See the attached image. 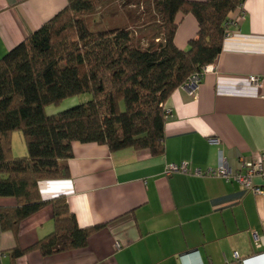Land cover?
I'll return each instance as SVG.
<instances>
[{
    "label": "crops",
    "instance_id": "0c3cea01",
    "mask_svg": "<svg viewBox=\"0 0 264 264\" xmlns=\"http://www.w3.org/2000/svg\"><path fill=\"white\" fill-rule=\"evenodd\" d=\"M67 3L0 0V59ZM243 9L245 19L230 27L223 51L196 89L183 85L165 103L172 114L166 117L164 153L73 141L70 175L39 181L47 204L21 222L17 235L1 233L0 264H264V193L221 177L165 174L167 164L183 161L192 168L215 167L219 147L234 171L264 151V91L251 82V76L264 78V0H245ZM195 18L183 12L175 18L174 44L182 50L197 36ZM83 97L70 98L61 110ZM17 133L13 154L27 155ZM212 136L222 144H211ZM255 183L264 187L259 176ZM62 195L79 226L102 227L83 248L51 255L32 250L13 258L14 248H27L54 231L49 202ZM17 205L14 197H0V207Z\"/></svg>",
    "mask_w": 264,
    "mask_h": 264
},
{
    "label": "trees",
    "instance_id": "16d2710c",
    "mask_svg": "<svg viewBox=\"0 0 264 264\" xmlns=\"http://www.w3.org/2000/svg\"><path fill=\"white\" fill-rule=\"evenodd\" d=\"M67 1L0 59V197L18 202L0 207V236L17 235L21 222L47 204L39 181L70 175L73 141L164 153L165 103L215 63L229 16L245 0H148L149 8L143 0L129 2L135 8L124 14L125 22L99 30L91 29L90 16L106 0ZM180 12L193 14L199 25L188 50L174 44ZM85 94L91 98L61 110L67 100ZM49 107L60 109L48 114ZM16 131L23 133L26 156L13 154ZM49 203L54 231L27 248H14L13 258L32 250L51 255L83 248L102 227L79 226L63 195Z\"/></svg>",
    "mask_w": 264,
    "mask_h": 264
},
{
    "label": "built area",
    "instance_id": "2783aa9c",
    "mask_svg": "<svg viewBox=\"0 0 264 264\" xmlns=\"http://www.w3.org/2000/svg\"><path fill=\"white\" fill-rule=\"evenodd\" d=\"M246 12L243 9V6L237 9V13L229 21V27H237L243 19H245ZM211 67L205 66L201 72L194 74L186 86L191 90L190 92L196 89V86L201 81L200 78L203 77V74L208 71ZM251 82L259 88V90L264 91V78L258 76H251ZM264 96V94H263ZM166 117H169L172 114V110L165 107ZM211 144L220 146L222 144L221 137L212 136L209 139ZM222 147L218 148V162L217 165L212 168L202 169L200 167L192 168L190 163L183 161L180 163H170L166 165L165 174L171 175L173 173H183L190 174L195 176H212V177H221L227 181H233L241 185L242 188H245L255 194H263L264 187L257 185L255 183V178L257 176L261 177L264 180V151L259 153L253 159H243L242 168L240 171H234L232 167L228 164V159L223 152Z\"/></svg>",
    "mask_w": 264,
    "mask_h": 264
},
{
    "label": "rangeland",
    "instance_id": "374dc122",
    "mask_svg": "<svg viewBox=\"0 0 264 264\" xmlns=\"http://www.w3.org/2000/svg\"><path fill=\"white\" fill-rule=\"evenodd\" d=\"M140 1L139 0H106L105 3H103L98 9H96L91 14L90 16L91 24H93L91 25V29L92 30L108 29V28L116 26L115 24H121L122 22H125L124 14H127L128 11L133 10L135 8V6H132L130 8L128 6L129 2L137 3ZM142 2H143V5H142L143 7L149 8L150 2L148 0H143ZM140 10L142 9L140 8ZM144 34H147L146 31L144 32ZM83 98L84 99L81 101L84 102L86 101L85 99L87 98L90 99L91 95L90 94L84 95ZM17 134L18 136H20V139H19L20 147L25 148V151L27 153V146H26V142H25L22 132L17 133Z\"/></svg>",
    "mask_w": 264,
    "mask_h": 264
}]
</instances>
